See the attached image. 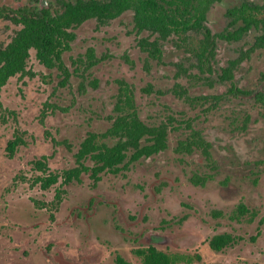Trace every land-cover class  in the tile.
<instances>
[{"label": "rangeland", "instance_id": "1", "mask_svg": "<svg viewBox=\"0 0 264 264\" xmlns=\"http://www.w3.org/2000/svg\"><path fill=\"white\" fill-rule=\"evenodd\" d=\"M11 4L22 5L24 0H12ZM244 4L261 7L252 13L264 19V0H220L208 14L209 28L217 33L225 31L230 27L228 10ZM132 20L133 13H126L101 28H97L95 21H90L78 34L91 33L93 29L98 31L95 45L100 57L109 52H121L123 42L127 43V50L140 56L135 37L127 35ZM10 24H0L3 26L0 45H4L8 38ZM257 33L252 30L238 43H219L216 68L250 49ZM200 36L193 34L192 43L198 45ZM164 44L167 46L166 64L158 65L163 67V72L155 75L157 88L165 91L161 97L163 107L157 108L156 115L150 112L145 117H151L153 123L162 121L171 113L178 119L194 118L202 113L203 107L194 108L170 93L175 83L172 64L178 61L189 68L192 61L180 52H174L170 47L172 43ZM79 51L76 46L71 55L75 56ZM243 60L238 67L237 86L249 91H264V49ZM66 61L70 62V55ZM30 65L41 68L33 59ZM115 69L125 71L122 64H101L96 70V76L106 73V77H110L106 94L116 91L115 86H111ZM38 71L42 73L34 79L13 78L2 91L0 264H118V256L130 264H144L135 251L149 246L144 235L150 237V233L159 228L163 231L158 233L168 237L157 245L158 249L170 254L190 255L194 257L192 264H264L262 162L243 171L224 166L215 181L208 182L203 188L194 187L189 181L190 171L202 162L199 154L181 157L180 161L177 156L168 154L166 158L170 163L153 169L145 168L141 161L116 175L102 173L97 183L88 174H83L81 182L64 186L65 192L61 193L56 192L61 181L48 191L34 186L40 173L32 169L33 162L49 156L48 174L61 175L76 164L75 154L88 132L103 133L111 126L110 113L104 103L100 104L103 110L100 115L95 105L88 104V98L77 95L74 85L67 88L58 85L56 70ZM129 78L143 111L145 99L140 89L146 86V82L136 69L129 72ZM179 81L188 84L191 80L183 76ZM228 90L229 84L222 82H217L212 89L203 83L192 89L193 96H226L221 107L209 115V120L204 116L196 121V126L206 130L212 127V123L221 121L227 129H232L234 123L240 124L246 115H252L261 121L256 137L262 139L264 107L256 105L252 96L234 97L227 94ZM45 103L57 106L48 109V116H45ZM17 131L23 136L25 145L11 157L7 147ZM184 134V130L171 133L173 146ZM114 142L107 140L110 145ZM232 161L238 160L221 159L225 165ZM241 204L249 208V214L236 220L234 214ZM224 233L234 237L232 244L222 251L212 250L210 239Z\"/></svg>", "mask_w": 264, "mask_h": 264}, {"label": "flooded vegetation", "instance_id": "2", "mask_svg": "<svg viewBox=\"0 0 264 264\" xmlns=\"http://www.w3.org/2000/svg\"><path fill=\"white\" fill-rule=\"evenodd\" d=\"M11 1L12 0H0V24L5 22L11 23L9 27L10 32L8 38L4 45H0V50H5L13 42L14 38L17 37L19 32L24 28L22 14L25 13V10H33L34 12L48 10L54 14L57 12L62 13L64 11V6L67 3L74 2L75 0H60L57 2L55 1V3H51L48 0H24V4H18V6H11ZM243 6L245 7L247 13H249L248 15H251L255 22L238 40L234 37H229V32H235L238 29L245 27L246 24L243 21L233 24L234 19L229 14V11L232 9L228 10L227 12L230 27L226 28L225 31L220 33H217L209 28L210 21L208 16L206 27L207 30L213 34L212 39H214V48L211 50V54L209 50L201 55L205 46H208V38L206 35L201 34L198 45H195L192 43V37L193 34L196 33H193L187 40L179 37H170L168 40L164 41L160 40L158 44L160 55H156L157 52L152 50V46H148L146 44L145 39H149L150 42L153 43L156 41L157 36L151 35L150 32H140L135 26L134 19L132 20V28L131 30L127 31V35L135 37L136 49L139 51L140 56L137 55L138 53L127 50L125 48L127 43L123 42V49L121 52H109L105 56L100 57L95 45L96 38L99 36L98 31L93 29L91 33L83 34L81 36L78 34L79 30L90 21H95L97 28H101L102 26H106L110 22L117 20L126 13H133L132 11H126L120 16L105 22H102L97 18H91L85 21L83 24L77 25L71 29V39L68 43L69 48L62 54V62L64 63L63 69H60L57 66L52 67L41 62L36 56V50H29V58L26 60L25 72H19L10 77L7 83L3 86L2 91L8 82L17 76H19L20 79H34L38 76V74L42 73L41 71H38L40 69L44 71L56 70L58 72L59 78L58 85L61 88H67L71 85H74L77 95L88 98V104L91 106L95 105V107H97V112L99 111L100 115L103 112L100 104L104 103L107 112L110 113L108 119L111 121V126L105 132L87 133V136L80 143L78 152L75 154L76 164L73 167L65 169L59 176V181L57 183L52 186H48L43 181L35 182V179L33 185H38L41 191H48L61 181V187L56 191L57 193H61L63 191L65 192V190L62 189L64 186L66 187L73 182H81L83 174H88L94 183L99 182L101 178L96 182L95 178L92 176V171L85 169V167L95 168L93 162L88 160L82 165V159L79 158L82 144L92 133L104 134L113 127L115 121H117L121 116L129 117V115L131 116V114L134 112L139 116V119L142 121L145 127L150 129V132L145 133L140 139L139 148L141 151L137 152V149L135 148L128 149V156L124 163L120 165L121 168L124 167L121 172L123 170L129 169L131 165L141 161V165L147 169H153V167L157 168L161 165L170 163V160L166 158L168 154L177 156L178 161L181 160V157L183 159L185 157H195V155L199 154L202 157V162L199 163L196 168H193L190 171L189 181L192 186L203 188L208 182L215 181L216 175L220 173L224 166L243 171L257 166L260 162L264 163V137L262 139L256 137L257 127L261 121L255 120L252 115H246L242 123H234V127L232 129H227L220 121L212 123V127L203 130L196 126V121L202 119L204 116L207 118V120H209V115L221 107V101L226 96H211L206 94L193 96L191 92L193 88L196 86L199 87L202 83L208 86L210 89H212L217 82L228 83V95H233L234 97H239L240 95L246 97L252 96L251 98H253V100L256 102V105L261 104L264 107V91L259 89L249 91L243 89L242 86L238 87L236 84L238 67L244 61L243 59H249L253 53L264 49V47H255L257 38L261 35H264V19H259L255 14L253 15L252 13L254 10L256 12L260 10L261 7L254 5L249 7L245 4ZM234 26L237 28H233ZM2 28L3 26L0 25V30ZM252 30H256L258 33L254 37L250 49L241 52L239 57L230 60L224 65L222 64V66L217 69L215 66V60L218 55L219 43L225 42L227 44H234L241 42ZM166 42L172 43L170 47L174 52H180L182 56H185L188 60L192 61L191 65H189V68L183 67L182 63H178V61L172 64L175 68L174 74L172 76V78L175 79V83L172 85L173 88L171 89L170 93L183 100L186 104H191V106L194 108L203 107V110L201 111L202 113L196 115L194 118L186 120L178 119L174 117V114L171 113L169 117L166 115L162 121L153 123L151 122V117L145 116L150 115V112L155 113L154 115H156L157 108L163 107L162 105L164 101L161 99V97L165 95V91H161L157 88L158 82L155 79V75L159 72H163V67L159 68L158 65L166 64L167 46L164 44ZM83 45H86L84 49H82ZM76 46L80 48V51L75 56H72L71 54L74 52ZM67 55H70V62L66 61ZM32 59L34 62L36 61L41 68H35V65L31 66L30 61ZM101 64H112L115 66L122 64L124 67L125 71L123 72H119V70L115 69V73L113 77H111V80L114 83L111 86H115L116 89V91H112L111 94H106L105 92L109 87L110 77H106V73H103L99 76L95 75L96 70H98V67ZM134 69H136L139 75H141V78H143L146 82V86L140 89L145 99L143 111H141L139 108L138 97L136 94L137 92L134 84L130 82L129 78V72L131 73V71H134ZM229 70L231 71V77H228ZM183 76L187 77L188 80L191 81L188 84L180 82L179 79ZM215 77H217V79ZM211 100L214 101L208 105ZM54 108H57V106L51 103H45V116H48L49 110ZM235 120L238 121V119ZM180 130L186 131V134H184L183 137L178 138L173 146L171 133L173 131ZM161 133H164L165 138L163 144L158 142V139H161L162 137ZM107 140H114L115 142L110 145L107 143ZM118 140H120V137L113 136L108 137L104 141L107 145L112 147ZM136 154H138L139 157L134 158L133 156ZM43 157L40 159H43ZM46 157L48 158V163L49 156ZM224 157L238 161H232V163L229 165H225L221 162V159ZM47 168H49L48 165ZM32 169L34 172L40 173V175L37 177L43 175V172L37 170L34 162ZM78 170L80 171V174L79 178L77 179L74 172H77ZM48 171L49 170H47L45 175H52L50 173L48 174ZM102 173L99 174L100 177ZM119 173L120 172L111 174L116 175ZM156 173L158 174V172ZM69 177L71 178L69 179ZM56 197H58L57 194ZM158 231H163V229L159 228V230H156V232H151L150 237L148 234L144 235V241H147L149 246L158 248L157 245L164 243L163 239L168 237V235L161 234L160 232L158 233Z\"/></svg>", "mask_w": 264, "mask_h": 264}, {"label": "trees", "instance_id": "3", "mask_svg": "<svg viewBox=\"0 0 264 264\" xmlns=\"http://www.w3.org/2000/svg\"><path fill=\"white\" fill-rule=\"evenodd\" d=\"M220 0H75L64 6L62 13H52L48 10L37 12L25 10L23 16L24 28L19 32L13 42L5 49L0 50V107L1 91L10 77L19 72H25L26 60L29 58V50L35 49L37 58L52 67L63 69L62 54L69 48L71 39V29L83 24L91 18H97L102 22L111 20L123 14L126 11L134 13L133 19L136 28L140 32H150L156 35L157 39L151 43L145 39L148 46L160 55L158 47L160 40H168L170 37H179L187 40L193 33L205 34L208 38V46L202 50L201 55L213 50V34L207 30L206 22L208 13L213 6ZM234 19L233 24L243 21L246 26L235 32H229V37L237 40L244 35L255 22L251 15H248L245 7H236L229 11ZM223 36V34H222ZM264 47V35L257 38L255 47ZM200 54V53H199ZM228 77H231V71H228ZM150 132L145 127L139 116L134 112L131 116H121L115 121L113 127L104 134L92 133L82 144L79 158L82 159V165L90 160L95 168H87L92 171V176L97 182L100 180V173L111 172L118 173L127 158L129 148H139L141 137ZM161 139L158 142L164 143V133H161ZM118 136L120 140L112 147L105 143L108 137ZM25 145L23 136L17 131L14 139L8 143V153L13 157L18 148ZM139 157L138 154L133 156ZM47 157L36 160L34 164L38 171L43 172L42 176L36 178L37 181H43L48 186H52L59 181V174L45 175L47 173ZM76 178H79L80 171L74 172ZM71 177H69L70 179ZM249 214V208L241 204L234 218ZM234 237L228 233L213 236L209 241V246L214 251H222L230 246ZM135 253L142 258L144 264H192L194 257L187 254H170L159 250L154 246L137 249ZM118 264H130L122 257H117Z\"/></svg>", "mask_w": 264, "mask_h": 264}]
</instances>
